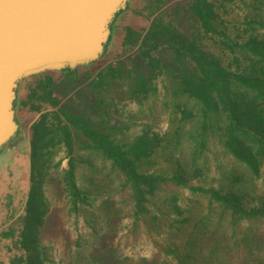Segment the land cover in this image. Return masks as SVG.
<instances>
[{
  "label": "rangeland",
  "instance_id": "rangeland-1",
  "mask_svg": "<svg viewBox=\"0 0 264 264\" xmlns=\"http://www.w3.org/2000/svg\"><path fill=\"white\" fill-rule=\"evenodd\" d=\"M160 1L131 0L130 9L115 22L118 27L116 30L121 33L116 31L112 34L107 52L103 50L101 55L104 56L100 60L89 66L81 65L71 74H54L51 83L47 85L43 83V78H26V83L19 88V95L23 99L21 104H16L20 130L2 146V151H10L16 145L24 146L28 138L33 197L29 220H35V209L39 203L43 213L32 234L38 244L42 264H98L100 258L105 261L103 256L107 251L111 255L109 264H177L185 252L187 242L185 239L171 237V233L187 224L183 223L185 217L201 218L202 222L198 223L201 227L209 228L221 223L224 225L221 227L223 232L224 229L225 232L229 230L227 226L231 219V209L225 208L222 211L216 196L208 201L211 196L209 191L216 193L221 189L224 195L232 191L235 187L232 175L240 172V166L231 154L222 151L214 136L209 139V150L204 151L198 159L204 162V173L189 178L183 185L166 178L152 199H148V215L141 216L132 214L134 201L130 195L131 187L124 185L123 173L109 159L104 158L93 140L95 133L104 132L115 143L127 149V145L139 135L156 134L159 146L151 153L149 160L141 164L142 167L148 172L167 173V176L175 167L177 153H168L164 139L172 132V125L178 127L181 123L177 106L188 104L190 107L193 102L183 95H172L175 85L169 76L155 79L153 82L156 84L152 83V90L140 101L130 98L128 89L131 79L122 75L107 76L109 85L97 82V73L108 64L120 63L129 69L128 61L138 45L125 43L122 30L126 25L141 30L157 12H166L179 3L187 5L189 2ZM213 1L219 14L214 30L206 33L199 23L189 21H184L178 27V24L175 25L177 29L190 36H204L202 45L208 54L232 55L230 46L223 43L237 41L239 44L232 51L241 55L252 51L257 41L264 44V0ZM226 36H230L232 41H227ZM167 52L166 56H169L170 51ZM37 85L40 89L30 96L31 87ZM44 87L51 89L50 95H42ZM51 97L60 99V102H67L72 97L71 113L80 114L77 109L84 108V118L90 129L72 130L71 151L60 143H52L34 151L31 146L32 125L43 114L55 109ZM51 116L48 117L49 122L53 121ZM69 163L73 167L75 186L83 193L80 195L82 200H78L82 204L77 209L72 208L71 187L64 171ZM251 179L247 194L243 196L245 206L261 205L264 208V154ZM170 191L176 194L177 205L182 211L180 214L173 213L170 203L165 200L166 196L170 197ZM106 201L111 211L104 206ZM158 208L163 209L162 214L156 211ZM26 215L23 227L29 222ZM239 221L244 227L251 222L247 235H236L230 230V239L217 242L220 258L216 260L226 264L232 257L233 264H264V219L245 221L239 218ZM189 234L194 232L191 230ZM229 247H234L233 254L228 251ZM27 254L24 250L22 255ZM189 254L190 251L184 258ZM200 254H206L204 247H201ZM253 257L259 262L251 260Z\"/></svg>",
  "mask_w": 264,
  "mask_h": 264
},
{
  "label": "trees",
  "instance_id": "trees-1",
  "mask_svg": "<svg viewBox=\"0 0 264 264\" xmlns=\"http://www.w3.org/2000/svg\"><path fill=\"white\" fill-rule=\"evenodd\" d=\"M180 4L171 7L166 11L167 13L165 10L157 12L147 26L141 30L131 28L130 25H126L124 29L122 27L125 43L138 45L128 61L129 69H125L120 63L108 64L97 73L98 84L109 85L107 76L122 75L124 78L131 79L128 89L130 98L137 101L148 95L147 92L152 90L151 85L155 79L169 76L172 84L175 85L172 95L174 97L183 95L184 98L193 102L190 107L188 104L177 106L176 110L180 113L181 123L178 127L172 125V132H169L170 134L164 139L168 153L170 155L177 153L178 156L174 159L175 167L170 175L145 171L141 165L145 160H149L151 153L159 146L156 134L139 135L127 145V149L120 143H115L109 134L104 132L95 133L93 140L96 148L102 151L104 158L109 159L111 164L123 173L124 185L128 184L131 187L130 195L134 201L132 214L141 216V214L148 215L147 204L159 190L160 183L166 178H171L176 184L183 185V182L188 181L189 178L204 173V162L198 159L204 151L209 150V139L214 136L222 151L231 154L240 166V172L232 175L231 180L234 179L233 183H235L232 191H228L225 195L222 194L221 189L216 193L209 191L211 196L208 201L216 196V199L220 200L222 211H225V208L231 209V219L227 226L229 230L225 232L224 229L223 232L221 227L224 225L221 223L209 228L201 227L198 225L202 222L201 218L185 217L183 223L187 224L176 228L171 233V237L185 239L187 242L185 252L177 264H220V261L216 260L220 258L217 252L218 240L230 239V230L236 235H247L249 231L251 222L244 227L239 218L245 221H251L253 218L264 219V208L261 205L245 206L243 200L251 178L257 172L264 154V44L257 41L253 44L255 48L253 47L247 55L234 54L232 49L239 43L237 41L232 43L230 36H226V40H231V43L223 44L230 46L232 55L208 54L202 45L204 36H190L186 32L179 31L177 27L181 26L184 21H189L199 23L205 28L206 33L214 30V23L219 18L214 1L189 0L187 5ZM130 6L131 0L128 1L125 9L116 13L112 20L110 36L104 45V53L107 52V45L112 41V34L118 31L115 25L117 18L127 12ZM253 41H256V38H253ZM241 45L244 46V44ZM167 51H170L169 56H166ZM103 56L88 63L87 66ZM78 67L45 71L28 78L31 77V80L43 78L45 79L43 83L47 85L51 83L54 74H71ZM28 78L26 80H29ZM39 89L38 85L31 87L30 96ZM50 93L51 89L44 87L42 95L48 96ZM71 98L69 97L67 102H60V99L56 97L52 98L54 111L43 114L41 119L32 125L31 146H33V151L41 150L52 143H60L71 151L73 147L72 130L90 129L88 121L84 118V108L77 109L80 114L70 112L72 110ZM22 102L23 99L20 103ZM50 114H52L53 121L49 122ZM64 171L71 187L72 208L77 209L81 203L79 201L82 200L80 195L83 193L75 186L72 164L69 163ZM31 195L32 189H30L26 203L28 220L31 199H33ZM165 200L170 203L173 213H182L177 205L175 193L171 192L170 197L166 196ZM32 203L35 204L34 201ZM108 203L106 201L104 206L111 211ZM40 207L38 203L35 209V220L25 223L21 232V246L28 252L27 256L15 257L8 264H42L37 250L38 244L32 234L43 213ZM161 210L163 209H156L162 214ZM191 230L194 234H189ZM201 247H204L206 254H200ZM188 251L191 254L185 259L184 256ZM228 251L233 254L234 247H229ZM104 257L105 261L100 258L98 264H109L111 255L108 251ZM231 258L226 264H233ZM252 259L259 262L255 257Z\"/></svg>",
  "mask_w": 264,
  "mask_h": 264
},
{
  "label": "water",
  "instance_id": "water-1",
  "mask_svg": "<svg viewBox=\"0 0 264 264\" xmlns=\"http://www.w3.org/2000/svg\"><path fill=\"white\" fill-rule=\"evenodd\" d=\"M129 0H0V149L15 135L18 83L97 60Z\"/></svg>",
  "mask_w": 264,
  "mask_h": 264
},
{
  "label": "crops",
  "instance_id": "crops-1",
  "mask_svg": "<svg viewBox=\"0 0 264 264\" xmlns=\"http://www.w3.org/2000/svg\"><path fill=\"white\" fill-rule=\"evenodd\" d=\"M26 78L17 85L16 104H21L19 88L26 83ZM26 139L24 146L16 145L10 151L0 152V264H8L24 253L21 246L22 222L31 189L29 142Z\"/></svg>",
  "mask_w": 264,
  "mask_h": 264
},
{
  "label": "flooded vegetation",
  "instance_id": "flooded-vegetation-1",
  "mask_svg": "<svg viewBox=\"0 0 264 264\" xmlns=\"http://www.w3.org/2000/svg\"><path fill=\"white\" fill-rule=\"evenodd\" d=\"M16 101V100H15ZM14 101V118H15V120H16V122H17V124H18V127L20 126V123H19V120H18V117H17V110H16V102Z\"/></svg>",
  "mask_w": 264,
  "mask_h": 264
}]
</instances>
